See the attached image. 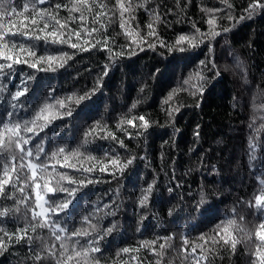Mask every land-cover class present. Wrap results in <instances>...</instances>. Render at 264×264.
<instances>
[{
  "label": "trees",
  "instance_id": "trees-1",
  "mask_svg": "<svg viewBox=\"0 0 264 264\" xmlns=\"http://www.w3.org/2000/svg\"><path fill=\"white\" fill-rule=\"evenodd\" d=\"M25 2L32 3V0H10L18 10L23 9ZM72 2L73 0H44V3L37 7L47 9L60 20L66 21L68 28L81 30L84 36L81 21L67 19L69 8L54 7L57 3L70 7ZM122 2L135 6L131 13L132 18L126 21L128 25L126 29L121 28V11L117 6V0H85V7H90L91 11H85L87 20L84 24L88 28L95 26L99 30L93 34L97 40L104 34L115 37L116 51L120 50L119 45L131 41L127 34L129 29L138 27L137 34L142 35L147 30L145 26L148 23L154 25L159 39L169 43L174 42L178 34L194 33L193 24L202 32H206L208 25L205 20L210 17H217L215 24L217 30H221L234 24V20L228 19L229 15L239 20L241 15L247 16L251 11L248 8L251 0H122ZM100 4H104L106 10L102 9ZM139 4L143 6L140 7ZM145 9H152L154 15H150ZM213 9L216 11H210ZM97 12H104V16H96ZM33 14L30 7L27 11H21L20 16H5L0 19L7 29L10 26L9 21L18 27L23 16L31 17ZM72 15L79 17L80 13L74 12ZM124 15L127 17L129 13ZM157 15L159 20L155 19ZM93 19L98 21L95 25ZM24 23L28 24L29 21ZM49 24L59 27L52 19H49ZM39 27H44L43 21H40ZM222 35L227 39V43L224 38H217L219 41L215 43L217 62L221 65L234 64L235 57L238 56L245 67L242 70L237 69L240 72L239 77L229 71L224 72L222 78L209 81L202 97L198 93L193 96L190 85L184 84V77L203 68L198 65V61L205 58L207 49L204 45L184 53L183 55H188L190 60L181 61L179 59L181 53H169L166 48L160 47L157 41L155 50L145 47L143 51L137 50L134 56L126 55L119 58L104 77L103 86L91 100L76 105L74 99L68 101L67 96L82 94L94 87L108 52L100 48L79 51L67 44L45 45L43 39L25 40L19 33L14 35L9 33L10 39L36 44L37 55L46 51L53 54L57 51L74 53L63 67H57L53 72L36 73V81L30 82L32 85L30 92L26 97L20 98L29 110L20 107L18 112L21 118L25 116L31 118L47 95L46 84L53 87L55 94L64 97L66 104L71 106L72 117L53 120L39 135L43 138L47 134L57 144L67 145L68 151L82 145L83 155L70 157L65 162L76 167H62L63 157L59 161L50 159L47 167L49 171L55 169L76 178L87 177L93 181L83 186L76 194L74 211L70 213L69 230L75 231L79 227L94 234L107 228L112 221H116V230L100 242L101 251L91 254L99 264H197V260L192 257L200 258L199 264H252L256 260L251 253L256 251V246L260 243L255 236L259 220L254 215L257 210L250 207L249 202L254 204V195L258 194L260 187L257 176L264 173V127H261L264 124V120L261 119L264 112L258 108L261 102L258 94L264 92V10L256 11L251 18L239 20V23L231 27L229 33ZM72 39L75 42L76 37L73 35ZM148 39L151 40L153 37ZM83 42L82 39L80 43ZM15 67L26 72L35 71L29 69L27 65ZM157 67L161 69L162 75L154 79L150 73ZM207 74L205 70V75ZM3 82L14 91L15 85L19 82V71L11 80L4 79ZM145 82L147 87L141 92L140 85ZM173 90L174 95L168 100V94ZM8 98L10 95L6 94L5 102L0 104V109L7 107ZM197 101L200 102L199 107L196 106ZM134 103L135 107H132ZM56 107L59 108L58 105ZM177 107L178 112L175 111ZM170 108L173 109L171 115ZM140 115H144L152 122L147 135L139 137L126 135V131L134 133L140 130L136 125L141 122L137 119L133 125L120 124L121 118ZM95 120L101 121L102 131L91 132L87 137V143L84 144V132L93 128ZM250 124H254L255 128L250 127ZM64 125L66 126L63 132L55 136L54 133ZM105 132L109 135L102 138ZM250 138L254 145L253 150L249 148ZM33 140H36V137H33ZM118 141H123L126 147L122 148ZM45 147L51 151L47 141ZM105 152L109 155L105 156ZM117 154L122 161L129 156L135 157L133 163L122 173L116 171L113 165L106 164L107 159ZM253 154L255 158L250 167L249 155ZM89 156L94 159H87ZM7 162L10 167L16 163L11 159ZM102 164L109 171L101 172ZM213 165L216 171H212ZM3 167L4 161H0V172L3 171ZM85 167H91L92 171L85 173L83 171ZM148 182H154V191L149 198V207L140 209L137 206L138 196L141 188L146 187ZM39 183L42 184L43 181ZM5 187L9 194L13 193L10 185ZM202 190L205 192L204 203H211L212 211L199 222L196 229L189 230L190 224H197L194 202L200 200ZM27 191L30 193L31 189L28 188ZM15 195L19 196V191H16ZM14 203V200L0 194V211L11 208ZM177 204L180 207L175 208L173 216H169V208ZM19 207V213L13 208L10 214L6 212L4 217H0V239L4 241L3 248L0 249V264H56V259H61L60 242L54 240L47 228L37 227L35 233L28 229L27 235L47 237L48 243L56 249L55 259L51 253L41 248L38 240L29 245L26 236L22 237L21 242H17L13 237L12 243H9L5 233L15 232L17 227L24 228L25 212L31 219V211L26 210L23 205ZM113 211L115 215H112ZM140 216H144V219L141 220ZM240 216L244 217L243 221H240ZM84 217H87V220ZM173 217L178 220L177 227L169 226V221ZM222 218H235L237 223L251 231L250 238H245L243 232L235 231L226 236L223 231L224 224L221 223ZM201 233L204 234L203 237ZM169 234L171 240H164L163 237ZM232 236L237 239L235 249L231 245ZM68 239L72 241L77 238ZM79 239L83 243L84 238ZM225 239L229 241L227 244ZM161 244L165 247L161 248ZM124 247H128L130 251L127 253L121 251ZM202 248L204 254L201 258ZM38 250L42 253L39 262L35 260V252ZM71 254L69 247L63 259L66 260ZM133 256L136 259H132ZM77 259L73 256L69 264H75Z\"/></svg>",
  "mask_w": 264,
  "mask_h": 264
},
{
  "label": "snow or ice",
  "instance_id": "snow-or-ice-1",
  "mask_svg": "<svg viewBox=\"0 0 264 264\" xmlns=\"http://www.w3.org/2000/svg\"><path fill=\"white\" fill-rule=\"evenodd\" d=\"M44 0H32V3L25 2L22 10H18L15 5L10 3V0H0V18L5 16L11 17L13 15L20 16L21 11H27L30 7L33 9V15L31 17L23 16L22 20L17 27L9 21V28L5 29L2 19H0V104H3L6 99V94L10 95L7 99V107L0 109V161H4L3 171L0 172V194L14 200V205L11 208H6L4 211H0V217H4L7 213L15 210V212H20V205H23L26 210L31 211V219L28 218L26 212L23 216L24 228L17 227L16 231L13 233H5L8 236L9 243H12V238L15 237L17 242L22 241V237H27V242L29 245L33 244L34 240H38L41 243V248L52 254V258L55 259L56 249L48 243L47 237H42L41 235L28 236L27 230L31 229L34 233L39 227L40 229L47 228L50 235L54 237L55 241H59V255L61 259H56V264H69L72 261V257L78 258L75 264H99L98 260L92 256V253H98L101 251L100 242L108 234L116 230V221L107 227L103 228L94 234L90 233L89 230H82L77 227L75 231L69 230L68 226L70 223V213L74 211V201L77 199L76 194L80 189L86 184H91L93 181L90 178L82 177L76 178L73 175L66 174L64 172H57L55 169L49 171L47 164L49 160L59 161L63 157L61 163L62 167H76L75 165H68L65 163L70 157L82 156L81 151L82 145H77L68 151V146L63 144H57L56 141L45 134L43 138L40 137L41 131L48 127L53 120L63 117H72L73 111L70 105L66 104L65 98L57 96L55 94V89L48 86L47 84V95L43 98L38 109L35 110L34 115L31 118H21L18 112L20 107H24L28 111V106L22 101L21 97H26V94L30 92L32 85L30 82H35L37 77L36 73L39 72H53L57 67H63L68 60L72 58V55L65 51H57L54 54L52 52H45L44 54L37 55V45L25 42L16 41L15 39H10L9 33H19L25 38V40L34 39L35 41L44 40L45 45H69L72 49H77L79 51H86L87 49L100 48L108 52L106 61L101 69V74L98 75L95 80L94 87L88 89L82 94H69L67 96L68 101L74 99L76 105H81L84 101H90L92 96L96 94L97 91L103 86V79L108 75L110 69L118 62L119 58L124 56H134L137 50L143 51L145 47L155 50L157 41L162 48H166L167 52H179L182 55L179 57L181 61L190 60L188 55H183L192 50L199 48L201 45L207 49L205 53V58L198 61V65L203 66V68L196 70L194 73H190L189 76L184 77V84L190 85L193 96L197 93L202 97L206 91V85L211 80L222 78L224 72H233V74L240 76V72L237 69L242 70L245 65L237 56L235 57L234 64H219L217 62L218 57L215 55V43H218V37L224 38L222 34L229 33L231 27L235 23H239V20L245 18H251L253 14L258 10H264V0H251L248 8L251 9L247 13V16L241 15L239 20H235L231 15L228 16L229 20H234V24L223 27L221 30H217L215 20L217 17H210L205 20L208 25V30L202 32L195 24L192 27L195 29L194 33H182L178 34L174 42L165 43L162 39L157 36L156 29L152 23H148L146 31L142 35L137 34L139 28L129 29L128 35L131 37V41L125 44L119 45V51L115 50V45L117 44L115 37H108L106 34L101 35L100 39L97 40L94 33H98V29L93 26L88 28L84 22L87 20L85 11H91V8L85 7V0H73L71 6L63 5L57 3L54 7L59 9L61 7L69 8L68 20L79 19L81 21V29L83 30L84 36L81 34V30L70 29L67 26L66 21L60 20L57 16L48 12L47 9L42 7H37L39 4H43ZM117 6L121 11V28L126 29L128 25L127 20L131 19V13L134 11L135 6L132 3H124L122 0H117ZM138 6L142 7L143 4ZM102 9L106 10L104 4H100ZM186 7V5H185ZM10 8V10H9ZM149 11L150 15H154L152 9H145ZM210 11H216L215 9ZM79 12V17L73 16L72 13ZM124 13H129V16H125ZM96 16L103 17L104 12H97ZM49 19L55 20V25L59 27L50 26ZM156 20H159V16H155ZM24 21H29L25 24ZM43 21L44 27L40 28L39 23ZM98 21L93 19V25ZM102 22V21H100ZM51 28V30H49ZM23 29V31H21ZM15 30V31H14ZM73 35L76 37L75 42L73 41ZM87 37V38H85ZM148 37H153L149 40ZM83 43H80L81 40ZM225 43H227V39ZM110 45H112L110 47ZM223 50H221V55ZM16 65H27L29 69L35 70L34 72H26L24 69H19L15 67ZM46 65V66H44ZM210 65V67H209ZM205 70H207V75H205ZM19 71V82L15 85V90L11 91L4 79L11 80L13 75ZM150 75L155 79L158 75H162L161 69L158 67L150 73ZM195 81V82H193ZM246 82V81H245ZM147 87V83H142L140 85V91H144ZM174 95V90L170 91L167 99L171 100ZM261 97V102L258 108L264 112V92L258 94ZM59 106L57 108L56 106ZM196 106H200V102H196ZM132 107H135V103ZM107 110V109H106ZM173 109H169V114L171 115ZM175 111H179L177 107ZM139 120L141 123L136 125L140 130L133 132L126 131L125 134L137 137L141 135H147V130L150 126L151 121L146 119L144 115L138 117H122L120 124L133 125L134 120ZM264 120V115L261 116ZM101 121H93V128H89L84 132L85 141L87 143V137L93 131H102ZM64 126H61L57 132L54 133L58 136L59 133L63 132ZM250 127L255 128L254 124H250ZM264 127V124L261 125ZM199 128V125H197ZM109 133L105 132L104 137L106 138ZM194 135H199V133H194ZM36 137V140H33ZM113 139L115 136L113 135ZM51 146V151L45 147V143ZM31 142V143H30ZM122 148L126 147L123 141H118ZM250 150L254 149L253 142L251 138L249 140ZM6 152V155H5ZM43 154V155H42ZM105 156L109 154L104 153ZM143 159V156L140 157ZM254 154L249 155V166L251 167L252 161L254 159ZM11 159L16 161L11 167L8 164V160ZM87 159H94V157H87ZM134 156H129L126 160H121L119 155L111 156L107 159L106 164L113 165L116 171L123 172L125 168L131 165L134 161ZM25 168L27 172H25ZM85 173L91 172V167H85L83 169ZM100 171H109V169L103 164L100 166ZM212 171H216L215 166H212ZM30 174V175H29ZM264 176L262 173L257 176L259 180V192L254 195V204L249 202L250 207H255L257 210L254 215L257 216L259 220L258 226L255 228V236L260 242L256 246V251L251 253L256 257V260L252 264H264ZM43 181V183H39ZM62 181H67V184L62 183ZM51 182V183H50ZM6 185H10L13 189V193L9 194ZM75 185V186H73ZM30 188L29 193L27 189ZM16 191H19L20 195L16 196ZM154 191V182H148L146 187H142L140 194L138 196V208L147 209L149 207V198ZM63 193L64 195H60ZM53 194V195H48ZM34 196V207H32V198ZM191 199V198H189ZM205 192L202 190L200 193V200L194 202V208L197 212V224H190L189 230L196 229L200 221L205 219L208 214L212 211L211 203L205 204ZM99 207L98 205L96 206ZM107 207V205H105ZM118 208V206H116ZM180 205H174L169 208V216H173V211L175 208H179ZM115 215V211L112 212ZM139 215V213H138ZM87 220V217H84ZM140 219H144V216H140ZM244 217L240 216V221H243ZM221 223L224 224L223 231L226 236L231 235L232 231L243 232L245 238H250L251 231L245 229L241 223H237L235 218L223 219ZM170 227H177L178 220L173 217L169 221ZM220 225L218 224L217 227ZM95 229V225H93ZM139 227L137 231H139ZM184 235L183 233L181 234ZM201 237L204 236L203 233L200 234ZM219 235V233H217ZM69 237H76L77 239L69 241ZM83 237V243L79 238ZM164 240L170 241L171 235H166L163 237ZM229 241L225 239L227 244ZM155 243V242H154ZM185 243L187 241L185 240ZM237 239L235 236L231 238V245L235 249ZM4 241L0 239V249L3 248ZM69 247L71 248V255L67 256V259H63L68 253ZM161 248L165 245L161 244ZM121 251L127 253L130 251L128 247H124ZM204 249L201 250V258L203 257ZM197 260L199 264V259L197 257H192ZM42 253L41 251L35 252V260L41 261ZM136 259V257H132Z\"/></svg>",
  "mask_w": 264,
  "mask_h": 264
},
{
  "label": "bare ground",
  "instance_id": "bare-ground-1",
  "mask_svg": "<svg viewBox=\"0 0 264 264\" xmlns=\"http://www.w3.org/2000/svg\"><path fill=\"white\" fill-rule=\"evenodd\" d=\"M214 3V2H213Z\"/></svg>",
  "mask_w": 264,
  "mask_h": 264
}]
</instances>
